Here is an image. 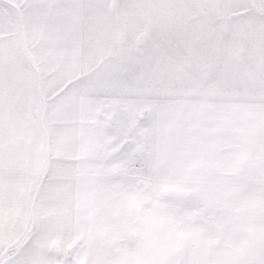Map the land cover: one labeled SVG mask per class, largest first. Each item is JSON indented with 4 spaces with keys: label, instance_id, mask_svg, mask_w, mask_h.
Segmentation results:
<instances>
[{
    "label": "snow or ice",
    "instance_id": "obj_1",
    "mask_svg": "<svg viewBox=\"0 0 264 264\" xmlns=\"http://www.w3.org/2000/svg\"><path fill=\"white\" fill-rule=\"evenodd\" d=\"M0 264H264V0H0Z\"/></svg>",
    "mask_w": 264,
    "mask_h": 264
}]
</instances>
